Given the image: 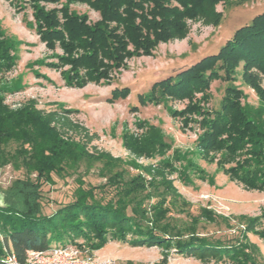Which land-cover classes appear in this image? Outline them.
Instances as JSON below:
<instances>
[{
	"label": "trees",
	"instance_id": "trees-1",
	"mask_svg": "<svg viewBox=\"0 0 264 264\" xmlns=\"http://www.w3.org/2000/svg\"><path fill=\"white\" fill-rule=\"evenodd\" d=\"M73 1L98 12L100 20L92 24L87 17H79L67 8L47 12L36 4L34 19L48 49L55 50L59 45L64 51L60 63L70 67L67 84L82 88L88 83L109 81L111 72L122 68L133 56L151 55L160 43L184 37L187 21L206 18L211 12L209 8L220 0ZM1 38L4 32L0 27V46L9 48L7 38ZM242 63L246 83L256 89L264 102V89L252 73L256 69L264 75V13L239 28L217 54L204 57L175 78L155 83L151 90L155 92L159 88L167 97H192L207 91L210 81L221 77L220 72L228 80ZM225 92L214 115L202 112L199 104L191 105L184 113L207 114L201 124L206 130L198 145L200 153L207 156L214 151L225 152L220 166L247 188L264 191V128H259L243 109L239 90L229 87ZM129 93L125 87L114 91L113 97L126 98ZM154 100V95L139 96L142 104ZM51 122L52 117L45 116L33 101L12 109L0 96V170L13 162L16 169L24 171L23 178L1 191L7 206L0 207V264H5L3 260L9 254L25 264L29 252L49 250L54 243L68 245L67 240L74 242L78 238L92 242L89 247L94 251L115 240L132 247L159 246L165 250L161 264H167L171 249L202 261L228 257L233 264H264L258 261L260 250L256 244L236 242V239L228 243L213 241L198 236L195 230L186 239L181 231L174 233L164 195L150 209L143 206L150 195L146 194L148 185L140 173L131 175L122 168L125 165L122 159L108 153L91 156L86 145L66 139ZM150 130L142 138L126 137V148L135 155L159 151L165 146L164 137L159 130ZM13 141L19 148L11 153L5 147ZM86 161L102 164L107 183L94 186L83 178L78 179L73 201L47 213L43 201L45 186L54 184V175L61 176ZM226 163L234 166L227 169ZM120 167L121 170L113 173ZM156 184L154 180L150 186L157 190ZM162 184L172 188L167 179ZM97 190L112 194L106 199L102 193L98 196ZM203 214L212 222L219 217L209 209H203ZM240 218L245 220L241 224L243 238L247 239V232H258L255 226L260 217ZM259 234L264 241V232Z\"/></svg>",
	"mask_w": 264,
	"mask_h": 264
},
{
	"label": "rangeland",
	"instance_id": "rangeland-1",
	"mask_svg": "<svg viewBox=\"0 0 264 264\" xmlns=\"http://www.w3.org/2000/svg\"><path fill=\"white\" fill-rule=\"evenodd\" d=\"M35 4L47 12L67 8L79 17H87L92 24L100 20L98 12L73 0H0V27L10 45L7 44L9 48L0 46V96L5 103L16 109L33 101L45 116L52 117V127L66 139L86 145L91 156L104 152L122 159L125 163L122 168L131 175L140 173L148 185L146 194L150 198L144 201V207L150 209L164 195L174 233L181 231L186 239L195 230L198 236L213 241L228 243L236 239V242L256 244L260 250L258 261L263 262L264 241L259 233L264 232V217L261 218L264 191L249 189L233 179L220 166L225 152L214 151L206 156L198 148L206 130L201 125L205 113L214 115V111L220 109L229 87L242 93L243 109L259 128H264V102L256 89L246 83L244 64L239 65L228 80L220 72L221 77L212 79L207 91L192 97H167L159 88L155 92L151 89L155 83L177 77L204 57L217 54L239 28L264 13V0H220L209 8L211 12L206 18L187 21L184 37L160 43L151 55L133 56L122 68L111 72V80L88 83L82 88L67 84L70 67L60 63L64 55L62 48L58 45L50 50L41 40L34 19ZM252 73L257 75L264 89V75L256 69H252ZM125 87L130 91L126 98L113 97L114 91ZM141 95H154L155 100L142 104ZM193 104H199L205 113H184ZM151 128L161 132L164 147L152 155H135L126 148V137H145ZM5 148L14 153L19 144L13 141ZM232 166L234 163H226L224 167ZM101 169L100 162L86 161L61 176L54 175V184L45 186L43 191L47 213L73 201L78 179L83 178L94 186L106 184L107 178ZM23 177L24 171L10 162L0 170V191L9 189ZM164 179L172 188L162 184ZM154 180H157V190L150 186ZM96 193L101 196L102 192L97 190ZM102 194L107 199L112 192ZM203 209L219 215L217 221H210ZM243 215L261 218L255 226L258 232H247V239L242 236L241 224L244 225L245 220L240 217ZM87 242L78 238L66 243H85L89 247L92 242ZM56 245L59 244H53ZM164 251L159 246L132 247L115 240L95 252L100 258L120 264H161ZM167 264L233 263L228 257H209L202 261L171 249Z\"/></svg>",
	"mask_w": 264,
	"mask_h": 264
},
{
	"label": "built area",
	"instance_id": "built-area-1",
	"mask_svg": "<svg viewBox=\"0 0 264 264\" xmlns=\"http://www.w3.org/2000/svg\"><path fill=\"white\" fill-rule=\"evenodd\" d=\"M5 264H21L14 254L3 260ZM25 264H120L115 260L100 258L85 244L56 245L46 251L29 252Z\"/></svg>",
	"mask_w": 264,
	"mask_h": 264
},
{
	"label": "water",
	"instance_id": "water-1",
	"mask_svg": "<svg viewBox=\"0 0 264 264\" xmlns=\"http://www.w3.org/2000/svg\"><path fill=\"white\" fill-rule=\"evenodd\" d=\"M4 195L2 194V192L0 191V207H5L7 206L4 202Z\"/></svg>",
	"mask_w": 264,
	"mask_h": 264
}]
</instances>
